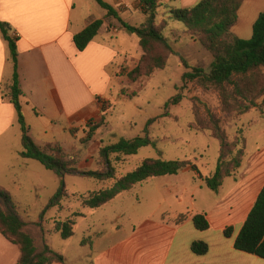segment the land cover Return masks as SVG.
Segmentation results:
<instances>
[{
  "label": "crops",
  "instance_id": "crops-1",
  "mask_svg": "<svg viewBox=\"0 0 264 264\" xmlns=\"http://www.w3.org/2000/svg\"><path fill=\"white\" fill-rule=\"evenodd\" d=\"M102 1L117 17H108L95 0H0V22L17 37L18 75L23 93L20 104L28 133L35 142L59 143L53 130L56 127L66 134L85 122H96L103 114V104L111 101L113 93H119L126 84V74L141 57L136 37L131 40L124 36L135 46L136 61L121 52L113 39L121 28L118 19L132 25L135 15H142L138 0ZM158 1L172 8H189L199 0ZM262 12L264 0H244L233 35L240 39L248 37L255 20L250 14L257 19ZM96 20L103 21L98 34L83 51H78L74 35ZM12 75L9 50L0 33V150L8 147L12 139L16 143L20 140L16 134L9 136L12 129L20 130L14 107L7 97ZM261 121L256 120V125ZM258 132L261 136L264 129ZM244 139L241 166L212 192L214 198L208 200L204 210L191 213L168 209L162 211L161 218L149 216L130 226L126 222L116 224L111 231L93 235L82 246L87 249L88 263L264 264V260L236 251L233 246L264 186V142L258 141L249 150ZM0 187L13 197L1 181ZM196 214L206 216L208 230L194 228L192 217ZM181 216L184 218L178 222ZM119 220L117 217L116 221ZM227 228L232 230L229 238L223 234ZM194 241L206 243L208 252L203 256L194 255L190 251ZM18 257L17 246L0 235V264H16ZM64 264H67L65 257Z\"/></svg>",
  "mask_w": 264,
  "mask_h": 264
},
{
  "label": "rangeland",
  "instance_id": "rangeland-1",
  "mask_svg": "<svg viewBox=\"0 0 264 264\" xmlns=\"http://www.w3.org/2000/svg\"><path fill=\"white\" fill-rule=\"evenodd\" d=\"M165 12L159 10L158 23L166 18ZM250 17L256 21L254 15L250 14ZM143 18L137 13L132 25L139 26ZM234 32L233 28L232 33ZM127 34L124 29L119 28V33L113 39L121 52L128 53L136 61L138 56L135 54V46L124 36H129L131 40L136 39L135 36ZM163 35L175 54L169 56L162 71L145 81L139 89L134 84L128 87L129 80L126 77V84L119 93H113L111 101L103 104V114L96 122H85L73 127L66 134L58 131L57 127L53 129L65 153L76 160L80 170L101 169L98 155L100 147L114 144L120 138L148 137L154 142V146L142 148L136 155L117 162L111 156L117 176L126 174L142 160L149 158L189 161L201 176H208L217 163L219 143L210 136L209 131L199 130L194 126L196 110L199 111L200 119L207 122L206 110L209 109L218 118L219 125L230 142L244 136L249 150L258 141L264 142V133L260 136L261 132H258L264 129V107L252 109L244 115L222 113L221 102L215 91H203L196 84L184 85L182 82L183 74L190 70L182 64L181 59L189 68L197 67L208 71L210 55L187 35L181 22L168 21ZM251 36L252 26L250 35L242 40H249ZM136 92L138 94L130 99ZM177 95L181 96L180 102L176 105L170 103L165 107ZM258 119L262 120L259 126L256 125ZM149 120L153 121L147 125ZM96 125L98 128L92 138L83 142L90 127ZM13 134L20 138L19 129H12L9 136ZM13 140L8 147L0 150V181L12 192L15 202L19 204L22 218L30 224L39 222L45 243L51 250L63 255L67 264H89L85 257L87 249L81 246V242L84 239L88 242L93 235L103 231H111L116 224L120 226L126 222L130 226L149 216L161 218L162 211L168 209L195 213V210H204L208 200L214 198V191L201 182L196 172L182 171L177 175L148 179L96 211L84 208L78 197L109 187L112 182L65 176L63 182L68 197L62 199V209L54 207L43 213L60 187V179L38 162L21 158L20 140L17 143ZM36 142L40 143L38 140ZM168 192L172 194H167ZM73 213L81 216L74 218L73 236L63 240L58 233L52 232L53 222H63ZM117 217H120L119 221H116Z\"/></svg>",
  "mask_w": 264,
  "mask_h": 264
},
{
  "label": "trees",
  "instance_id": "trees-1",
  "mask_svg": "<svg viewBox=\"0 0 264 264\" xmlns=\"http://www.w3.org/2000/svg\"><path fill=\"white\" fill-rule=\"evenodd\" d=\"M243 1L199 0L189 8H172L158 0H138V7L144 17L142 25L132 26L118 19L121 28L137 38L142 53L138 64L126 74L129 80L128 87L134 84L138 85L137 89H139L140 85L166 67L169 56L175 53L163 35V30L168 21L175 20L183 24L187 35L204 48L211 57L208 71L197 67L189 68L181 59L182 64L190 70L182 76L184 85L193 83L203 91H215L221 102L222 113L244 115L252 109L264 107V12L260 13L253 23L252 36L249 40L237 38L233 35L232 29L237 23L238 11ZM95 2L107 12L108 17H117L114 10L102 0H95ZM160 9L166 11V18L158 23ZM102 25V20H96L74 35L73 42L76 49L83 51L98 34ZM0 33L7 43L9 58L13 65L7 97L14 107L20 127L21 152L19 155L23 159L38 162L60 179V187L51 197L43 213L54 207L58 210L62 209L61 201L68 197L63 182L65 176H80L101 182H112L109 187L78 197L84 208L97 211L118 195L132 190L148 179L177 175L186 169L196 172L198 178L209 190L217 191L224 179L234 175L241 166L245 153L244 136L230 142L221 129L218 118L207 109V122H203L199 111H195L194 126L199 130L209 131L210 136L219 143L218 160L208 176H201L189 161H163L151 158L142 160L137 167L126 174L117 176L111 156H114L117 162L122 158L136 155L142 148L154 146V142L148 137L120 138L114 144L100 147L98 155L101 169L80 170L76 160L67 155L60 144L38 145L30 137L20 104L23 93L18 75L17 37L11 35L7 26L1 22ZM137 94L138 92L133 94L130 99ZM180 100L181 96L177 95L165 107H168L170 103L176 105ZM152 121L149 120L147 125ZM97 128V125L90 127L83 142H88ZM18 207L11 194L0 187V235L12 245L17 246L19 257L16 264H64V256L51 250L45 243L39 222L31 224L26 222L20 215ZM80 216L79 213H73L63 222L54 221L52 232L58 233L63 240L71 238L74 234V218ZM183 218V216L179 217L178 222H181ZM192 223L197 231H206L209 228L204 214L194 215ZM231 232V228H227L223 234L229 238ZM86 243L84 239L81 246H85ZM233 246L236 251L264 260V186ZM190 251L196 256H203L208 252V245L201 241H194L190 245Z\"/></svg>",
  "mask_w": 264,
  "mask_h": 264
}]
</instances>
